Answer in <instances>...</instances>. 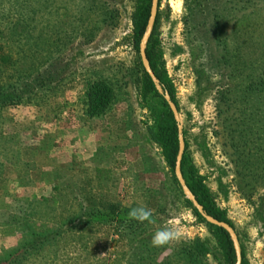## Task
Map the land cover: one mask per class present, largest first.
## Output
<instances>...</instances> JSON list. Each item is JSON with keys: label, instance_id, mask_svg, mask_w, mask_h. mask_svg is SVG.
Listing matches in <instances>:
<instances>
[{"label": "rangeland", "instance_id": "rangeland-1", "mask_svg": "<svg viewBox=\"0 0 264 264\" xmlns=\"http://www.w3.org/2000/svg\"><path fill=\"white\" fill-rule=\"evenodd\" d=\"M2 1L6 8L8 0ZM65 1L67 8L39 13L54 25L51 41L59 44L66 32L70 38L58 52L53 80H45L35 103L0 110V259L48 233L20 264H139L134 248H156L160 264H220L214 237L153 138V114L141 97L143 63L131 40L135 0ZM196 1L160 0L155 36L175 85L189 160L227 210L247 259L264 264V100L254 101L248 89L255 92L252 81L264 85V2L235 8L233 1V15L225 10L226 25L215 32L211 8L220 0L192 8ZM41 27L37 33H44ZM5 44L21 52L20 44ZM24 45L25 60L0 77L27 67L38 74L34 68L45 57L38 63L28 51L34 45ZM98 78L110 81L116 96L106 112L89 116L85 93ZM238 121L248 134L243 151L233 140ZM52 141L64 142L62 165L37 170L38 161L58 156L49 150ZM24 148L38 149V158L24 160ZM138 206L151 210L153 222L129 217ZM163 227L179 236L154 247L152 235ZM196 239L208 241L213 252L185 254Z\"/></svg>", "mask_w": 264, "mask_h": 264}, {"label": "trees", "instance_id": "trees-1", "mask_svg": "<svg viewBox=\"0 0 264 264\" xmlns=\"http://www.w3.org/2000/svg\"><path fill=\"white\" fill-rule=\"evenodd\" d=\"M200 1L202 0L194 2V6H192V8L197 6ZM233 1L235 3V8H237L238 5L244 7L245 3L256 5L260 1L264 2V0H223V2L220 0L217 5H214L211 8L213 13L216 10V13L214 14L215 32H217L216 27L219 29L226 25L224 19L227 18V13H233ZM2 2L3 1L0 0V76H3L8 68L14 69L17 67L19 62L25 60L27 57V50L24 45L25 42L28 44L32 43V45H34L28 49V51L30 50L32 52L31 57L39 63L38 56L41 55L42 58L45 57V64H43L41 68H34L38 71V74L36 75H34L35 71H32L31 68L27 67L19 73L18 71H16V73L12 72L11 75L13 78L8 79L0 77V110L6 105L35 103L37 91H42L43 87H46L45 80H53V73L56 70L57 62L59 60L58 52H61L62 47L70 39L68 32H66L63 37H57L60 42L59 44L51 41L55 40V38H53L55 32L54 30H50L51 28H54V25L50 19H45L43 16L39 15V13L45 9L60 11L63 8H67V2L65 0H8L6 8H2ZM204 2L207 3L209 0H204ZM228 3H232L230 9H228ZM151 6L152 0H135L134 10L132 13L133 29L131 33V40L138 53H140L141 39L148 27ZM225 10L228 12L225 13ZM204 12L207 15V13L209 14L211 11L206 12V10H204ZM194 14H197V12H194ZM103 19L105 20L107 17L104 15ZM204 22H207V20H204ZM40 26H42L41 28H43L44 33H37ZM156 28L157 20L152 36L147 45V56L156 76L159 79L160 87L168 91L172 100L177 104L175 85L163 62V51L160 47V40L157 36H155ZM79 29L83 30V26ZM219 31H222V29ZM216 36L219 37L220 34H216ZM202 41L209 43L211 47V42L209 40L202 39ZM6 42H9L10 44H20L21 52H13L11 49H8L5 44ZM205 43L201 44L203 45ZM43 45L47 47L41 48ZM15 55L16 58H14ZM208 55L212 57L214 54L212 51L210 52L208 50ZM139 63L142 65L140 55ZM31 65L35 66L36 63L33 61L31 62ZM45 72H49L47 78H44ZM262 73V82H264V71ZM33 80H35V82L32 83L31 81ZM250 85L253 87L256 86L255 92L253 93L251 92V86H248L252 99L257 103L258 101L260 103L262 99L264 100V85H261L260 82L257 81H252ZM115 96L116 90L110 81L105 78L92 80L88 84L85 93V113L89 116H98L103 114L111 106ZM141 97L143 101L147 103L146 105L149 106L153 114V138L159 144L168 166L173 172H175L176 159L180 144L178 122L176 121L168 102L160 92L157 84L153 81L143 66L141 70ZM242 125V121L236 122L234 129L237 131L234 130L236 133L233 135L235 145L237 146V149L239 148L240 150L242 149L243 144L247 142L246 138L248 136L246 131L245 134L241 133L244 131ZM185 145V152L182 160V172L188 187L194 193L197 200L200 204H202L207 213L219 220L228 222L234 229H236L232 219L227 214V210L222 208L217 203L213 192L205 180V177L198 171L197 167L190 162L187 152L189 147L187 137H185ZM241 151H243V149ZM243 161L248 162L249 160L244 159ZM188 205L194 209L198 220L207 226L210 233L214 237L217 248V251H215L220 264H235L236 251L228 231L223 227L209 223L201 215V213L193 207L191 201H188ZM82 215L83 214L80 216ZM59 233L60 231L57 229L53 232V236L55 237L56 235H59ZM33 235L37 236V233H33ZM48 236L49 234L47 233L44 237L43 235H40V237H34L31 240L26 241L18 252L13 253L11 257L0 259V264H20L30 252L32 253L35 250L38 251L45 243ZM134 249L135 256L138 255L139 264H143L144 262L146 264H160L157 261L158 250L156 248L152 250L149 249L147 251H141L138 248ZM186 249L188 250L185 254H188V256L190 255L192 258L193 256L199 257V255H206L213 252L209 242L202 239H196L192 246L190 248L187 247ZM242 253V264H251L245 255L243 245Z\"/></svg>", "mask_w": 264, "mask_h": 264}, {"label": "water", "instance_id": "water-1", "mask_svg": "<svg viewBox=\"0 0 264 264\" xmlns=\"http://www.w3.org/2000/svg\"><path fill=\"white\" fill-rule=\"evenodd\" d=\"M159 4H160V0H152L151 14H150L149 21H148V27H147V30L144 33V35L141 39V43H140V55H141L142 63H143L145 70L149 73V75L151 76L153 81L157 84L160 92L163 94L165 100L168 102L170 109L172 110L176 121L178 122V127H179V131H180V144H179V151L177 154L176 168H175L176 172L178 174V179H179L180 184L188 192L189 198H190L191 202L193 203V206L201 213V215L209 223L223 227L224 229H226L228 231V233L231 236V239L233 241L234 248L236 251V263L235 264H242V261H243L242 246L240 244V241H239V238H238V235H237L235 229L228 222L219 220V219L215 218L214 216H212L211 214L207 213L204 210V207L202 206V204H200L199 201L197 200L194 193L190 190V188L188 187V185L184 179V175L182 172V160H183L186 145H185V139H184V135H183V127L180 123V115H179L178 107H177L176 102L172 100L169 92L160 87L159 79L156 76V74H155V72H154V70L150 64V61L148 59L147 52H146L148 42L152 36L153 30H154V27L156 24L158 10H159Z\"/></svg>", "mask_w": 264, "mask_h": 264}, {"label": "clouds", "instance_id": "clouds-1", "mask_svg": "<svg viewBox=\"0 0 264 264\" xmlns=\"http://www.w3.org/2000/svg\"><path fill=\"white\" fill-rule=\"evenodd\" d=\"M129 217L132 219H136L138 221H149L150 223L152 221V212L150 209L138 206L133 207L130 209L128 213ZM179 236V233L170 227H163L157 229L154 234L152 235L151 243L154 247L162 246L167 244L169 241L177 239Z\"/></svg>", "mask_w": 264, "mask_h": 264}, {"label": "crops", "instance_id": "crops-1", "mask_svg": "<svg viewBox=\"0 0 264 264\" xmlns=\"http://www.w3.org/2000/svg\"><path fill=\"white\" fill-rule=\"evenodd\" d=\"M37 139V138H36ZM33 142H35L36 144H37V140L35 141H33ZM32 143V142H31ZM36 144H34V146L36 147ZM64 144V142H55V141H52V143L50 144V148H49V150L52 152V151H57V155L58 156H55V154H52L53 155V157H52V161L53 162H51V163H46V164H44L43 165V163L42 162H39L38 161V164L36 165L37 166V170H38V168L39 167H45L46 169H55L56 167H59V166H61L62 165V163H63V159H60V158H58L59 157V155H61L60 153H59V151H61L60 149L62 148L61 146ZM26 148V147H25ZM24 148V150L22 151V158L24 159V160H27V159H29L30 161H34V160H36V158H38V149H30L29 151L27 150V149H25ZM29 153V154H28ZM29 155V156H28ZM37 172V171H36ZM52 173V172H51Z\"/></svg>", "mask_w": 264, "mask_h": 264}]
</instances>
